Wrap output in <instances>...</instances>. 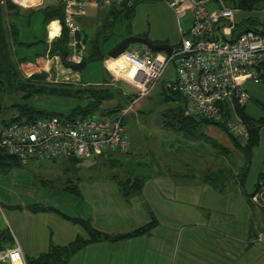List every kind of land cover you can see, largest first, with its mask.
<instances>
[{
  "label": "rangeland",
  "instance_id": "obj_1",
  "mask_svg": "<svg viewBox=\"0 0 264 264\" xmlns=\"http://www.w3.org/2000/svg\"><path fill=\"white\" fill-rule=\"evenodd\" d=\"M57 1L58 0H43V3L46 5H53L56 4ZM39 7L40 5L21 9L26 11ZM207 7L209 10H214L217 6L215 2H210L207 4ZM116 10L118 9L115 7L102 9L100 7L89 6L85 16L79 19V28L86 34L88 41H93L101 37L105 38L106 43L103 46L104 51H110L123 39L129 36H145L151 42L155 41L175 48L180 44L181 37L179 29L182 30L184 35L188 34L190 29V14L186 13L177 20L174 12L162 0H137L131 18L125 16V11L119 15L115 14V16L113 12ZM234 21L238 29L243 30L244 27H248L261 31L264 28V0H261L259 5L251 11L235 10ZM31 24V26L26 28L27 32L31 30L32 33L46 35L47 30L45 27L43 28L41 26L40 15L38 13L32 18ZM41 46L42 45L37 46V50H40ZM130 49L143 50L144 47L133 45L127 50ZM82 50L85 51L86 49L83 48ZM120 59L121 56L118 60L113 61L109 59L104 62L105 67L109 72L113 73V76L106 71L103 62L88 63L83 70L77 72L81 83L85 86L86 83L95 85L90 83L106 82L104 85L100 84L98 86L105 88L113 84L122 94L136 98V90L127 84L130 81L123 76L125 72H123L122 64L119 61ZM35 66L36 73L44 72V68L48 67L45 73L48 76L47 82L49 84L80 86L79 82L72 77L75 72L66 70L68 68L62 65L58 58L57 60L55 58H43L38 61ZM18 70L21 75L26 77V73L21 71L20 66ZM132 73L133 71L131 74ZM108 74L110 76H108ZM131 74H129V76H131ZM65 79H68V82H66ZM174 80L175 68L171 62L162 78L154 87L153 92L145 99L135 102L132 109L124 116L122 129L127 146L124 150L117 151L120 153L117 155V158L114 159V155L107 160H105L107 157H95L81 161L83 163L76 164L67 161H57L54 163L29 162L20 164L18 167H11L7 170L0 171V229H2V231L7 230L9 234L14 237L12 230L14 225L10 218V213L28 212V208L33 205L52 208L54 211L59 210V212H69V209L73 207L72 205L76 200L74 196L67 192L69 188L73 189L75 186L79 188L82 194L86 196L95 207L104 210L115 209L120 217L126 218L131 222L137 221L142 223L144 221L143 225L151 222L155 214L158 217L157 211L159 209L158 202L160 199H157V193L161 185H165L167 188L168 186L171 187L172 189H170L169 192L173 193V195H171L173 197L176 196L178 192H187V189L188 192H193V190H195L193 187L198 183L202 184L201 188L205 186V190H210L211 188L213 190L221 189L219 185L223 184L224 188L222 189L235 190L236 179L233 180L231 178L222 181L219 179V173L216 176L218 180H213V174L222 170L224 176L230 178V175H232V177L235 176L239 180L242 170L246 168L244 158L238 151L235 150L232 151V153L226 154L222 153V148L228 146L226 138L229 142L230 140L226 135L224 136L219 127L212 125L200 126L197 129L195 137L188 136L184 133L171 132L163 128L162 111L168 108L176 109L182 106V104L176 100L167 104L161 101L164 84L168 82L171 83ZM107 82L110 84H107ZM81 87H83V85H81ZM242 87L249 98L244 104L245 112L252 118L258 120L261 118L264 119V110L255 102L257 101L260 103L264 108V81L259 84L244 82ZM18 99H20V96L13 98L11 102H18ZM27 104L41 111L55 113L63 117L68 116L71 110L76 106L82 105L76 99L47 95L35 96L28 100ZM114 105L115 103L112 104V106ZM107 107H110V105L104 104L103 108ZM232 109H228L225 113V116H227L226 120L231 122V124L236 122L235 114ZM9 116L10 113L7 114L5 112L2 117L7 119ZM120 116H122V114H120ZM94 117L106 120L112 118L113 115ZM260 133L263 136L262 146L254 159L255 163H253L252 168H250L249 165V170L247 171L244 181V190L241 188L242 192L247 191L248 196L254 194V185L257 183L256 180L258 179L261 167H264V126ZM200 135L204 137H198ZM236 139L240 141V139ZM211 143L218 144L220 148L212 146ZM210 172L214 173L210 174ZM107 176H118L119 178L132 176L133 179L139 177L145 180L141 190L144 201L140 200L139 197L131 199L133 204V217L129 215V209L121 214L119 212V205L109 199L110 195H108V193L111 194L114 192L113 190H115L116 186H119L118 183H103V185L96 184L92 186L89 181L75 180L77 178L83 179L86 177ZM208 177L213 183H217V186L207 182L206 179ZM123 181L124 180H120L119 182L121 183ZM85 187L86 189H84ZM78 188L77 192H79ZM118 189L119 192L122 193L120 187H118ZM204 196V198H200V202L205 203V207L202 209L198 207L199 201L197 199H192L191 201V197L189 196V202L180 200L181 194H178L174 202L169 201L168 204L166 203L167 207L164 208L166 211L164 213H162V211L160 212L159 215L162 216L161 218L158 217V220L161 221V224L167 225L171 229H174V227L176 229L174 240L171 238L173 240V246L167 248L168 251H172L174 248L173 254L176 253L175 251L178 248L177 241L179 239L181 241L186 240L187 236L193 238L195 229L192 226L195 225V221L200 223L204 221L207 223L208 216L203 210L207 207L209 197H206L205 193ZM112 206L115 207L113 208ZM161 208L163 209V207ZM138 210H140V213ZM148 210H150V212ZM153 210L156 212H153ZM54 211L50 210L39 214H45L43 218L48 219H51V216H53L52 214L60 217L59 214H56ZM47 215H49V217H46ZM217 216L218 215H214V218ZM220 217L222 216H219V218ZM222 218H224V220L226 219V222L228 221L227 223L236 222V219L232 220L229 217ZM218 221L220 222L221 219H218ZM38 223L47 225L50 224L51 221L39 219ZM132 224L133 223H130V225ZM212 224L213 219H210V222L206 225ZM127 229L129 228H124L121 231Z\"/></svg>",
  "mask_w": 264,
  "mask_h": 264
},
{
  "label": "built area",
  "instance_id": "obj_2",
  "mask_svg": "<svg viewBox=\"0 0 264 264\" xmlns=\"http://www.w3.org/2000/svg\"><path fill=\"white\" fill-rule=\"evenodd\" d=\"M6 1L25 9L41 4V0ZM136 1L60 0L62 25L70 38L72 51L67 64H79L84 58L75 36L79 19L85 16L89 6L128 11L134 9ZM162 1L174 12L177 20L189 13L190 29L186 35L179 29L180 44L172 48L170 55L145 48L126 50L122 54L123 61L134 71L132 82L126 83L136 90L135 100L121 112L122 116L119 114L120 117L106 120L50 116L27 124L11 123L0 130V150L15 157L21 164L84 161L124 150L127 146L122 129L124 116L135 102L153 92L171 62L175 68V80L164 84L163 88L182 98L184 117L212 124L225 123L231 136L247 142L248 132L239 118L235 115L236 122L231 124L226 120L225 113L232 106L234 111L235 104L244 107L248 101L242 87L244 82L259 84L264 81V28L259 32L246 31L236 35L235 10L221 0ZM210 2L216 3V9H208ZM57 24L62 30L61 23L57 21ZM109 73L113 76L112 72ZM65 81L68 82V79ZM251 200L264 210V179L257 183ZM256 234L254 242L264 244V230ZM14 244L12 249L0 250V264H25L20 248L15 241Z\"/></svg>",
  "mask_w": 264,
  "mask_h": 264
},
{
  "label": "crops",
  "instance_id": "obj_3",
  "mask_svg": "<svg viewBox=\"0 0 264 264\" xmlns=\"http://www.w3.org/2000/svg\"><path fill=\"white\" fill-rule=\"evenodd\" d=\"M59 1L60 0H58L57 2ZM56 4H53V6ZM40 5L45 6L46 4H44L43 0H41ZM14 20L16 19L11 18L10 21L9 19L6 20L5 28H8V23ZM22 21L23 22L21 23V27L19 26L21 28V33L29 34L31 31L29 30L30 32H27L26 27H29L32 24L27 25V22L25 21L24 18H22ZM56 22L57 21H52L45 26L47 33L44 37H43L44 34L37 35L39 39L43 37L48 47L50 46L51 42L54 41L56 38H58L59 35L61 34L60 33L61 29L59 28V31L57 30ZM78 28H79V22H78ZM82 47L85 49V45L81 46V50L83 49ZM42 49L43 46H41L40 50H37V47H34L31 50H29V53L31 55L34 53H40ZM108 52L109 50L107 51V53ZM43 58H48V57H41L34 60L32 59L30 62L21 64L20 65L21 71L26 73V77L31 76L32 74L36 73L35 64L38 61L42 60ZM54 58L57 60V57H53V59ZM118 58L115 60H118ZM104 61L105 60H103V66H104ZM119 61L122 64L123 72H125V75L123 73V76L128 81L132 82L131 77L134 74V71L129 69L128 64H126L123 61L122 55ZM48 67L50 68L49 65ZM47 68L46 67L44 68V72H46ZM132 71L133 73L131 74ZM73 74L74 75L72 77L75 78V80H77L80 85H83L80 81L78 73L75 72ZM129 74H131V76H129ZM108 76L110 75L108 74ZM102 83L104 84V82L90 83V84H95L98 86ZM85 85H89V84L86 83ZM255 102L257 103L258 106H260L264 110V108L260 103H258L257 101ZM244 112H245V107H244ZM245 114L248 116L246 112ZM250 118L253 120H258L252 117ZM261 129L259 131V144L252 151L251 160H250L251 164H249L250 168H252L253 163H255L254 159L257 156L260 147L262 146L263 136L260 133ZM226 142L228 146L222 148V153L226 154L235 151L232 148L230 142L227 140V138H226ZM211 144L214 147H218V144H214V143ZM118 154L120 153L113 152L109 154L107 158H105V160L109 159L112 155H114V159H115L117 158ZM63 162H66V160H63ZM67 162L73 163L69 160H67ZM78 163H83V162L80 161ZM222 172L223 170L217 171V173L213 174L214 175L213 180L214 181L218 180V177L216 176L219 173H220L219 179H221L222 181L231 178L233 180L236 179L237 182H236L235 190L222 189L224 188V184L219 185V188L221 189L213 190L211 188L212 190L211 189L205 190L206 187L203 186L204 188H201L202 184L198 183L195 187H193L195 188L193 192H188L187 189V192L184 193L178 192L176 193V196L173 197L171 196L173 195V193L169 192V190L172 189L171 187L168 186L167 188V186L165 185H161L159 187V191L157 193L158 195L157 199L160 200L158 202L159 209L157 211V214L158 217L160 218L162 216L159 215L160 212L162 211V213H164L166 211L164 208L167 207L168 202L169 201L174 202V199L177 198L178 194H181V198H179L180 200H186L189 202L188 199L189 196L191 197L190 198L191 201L192 199L193 200L197 199L199 201L198 207H200V209L205 207L204 205L205 203H201L200 198L205 197L204 193L206 194V197H209V201L207 202V207H206L207 209L205 208L203 211L204 213L206 212L205 214L208 216L207 223L210 222V219H213V224L206 225L207 223H205L204 221L203 223L195 221V225L192 226L195 229L193 238L187 236L186 240L181 241L179 239L177 241L178 248L176 249L175 254H173L174 248L172 251H168L167 248L173 246L174 234L176 232L175 231L176 229L175 227L174 229H171L167 225H162L161 221L158 220V217L155 214V217L153 216L152 218H154V221L156 222V226L149 234L144 236L129 238L122 241H115V242L102 241V242L90 244L80 252L73 255L68 260L67 264H264V244H258L254 242V239L257 235L256 233L258 231L264 230V210L257 204L253 203V201L251 200L254 194L248 196L247 191L245 192L241 191V188L244 190V186L240 187L239 180L235 176L232 177V175H230L229 178L224 176ZM212 173L214 172H210V174ZM262 173H264V167L263 168L261 167V171L259 175ZM127 179H133V177L132 176H125V178H119L118 176L86 177L83 179L77 178L75 180L86 181V182L89 181L92 186H95L96 184L103 185V183L117 184L120 183L119 182L120 180H127ZM70 182L72 183L71 180ZM254 186H256V184ZM86 187L84 189H86ZM118 187L119 186H116L115 190H113L114 192H112L111 194L108 193V195H110L109 199L112 200L115 204L119 205L120 208L119 212L121 214L126 212L127 209H129V215L133 217L134 216L132 214L133 204L131 199L139 197L140 200H143V196H142L143 194L141 191L142 189L139 192L132 194L129 198H123L121 196V193L119 192ZM77 188L78 187L75 186L76 193L69 191L67 192L72 196H74V199L76 200V202L72 205L73 207L69 209V212L67 211L59 212V210L56 211L73 219L87 221L91 224V226L94 229L109 236L124 235L148 224L145 223L143 225L144 221L142 223H139L137 221L131 222L126 218H122L118 215L115 209L104 210L95 207V205H93L88 200V198L82 194L79 188H78L79 192H77ZM112 207L114 208L115 206ZM161 207H163V209ZM148 211L150 212V210ZM138 212L140 213V210H138ZM153 212L156 211L153 210ZM52 215L53 216H51V219H48V218H43L45 214H39V213L30 214L29 211L22 213L21 212L10 213L11 216L10 218L14 225V228L12 225L13 236H14L12 237L13 243L15 241V243L20 248L24 261L26 258L36 257L42 253H45L50 244L56 246H65L73 242L77 236H82L83 238H87V235L79 226L74 225L67 220H63L61 217H58L55 214ZM214 215H218V216L214 218ZM219 216L225 218L229 217L232 220L236 219V222L227 223L228 221L226 222V219L224 220V218L222 217L219 218ZM46 217H49V215H47ZM39 219L41 220L43 219L44 221H51L50 224L52 225L40 224L38 223ZM218 219H221V221L219 222ZM130 223L133 224L130 225ZM124 228H129V229L121 231ZM0 232H2V229H0ZM171 238H173V240ZM12 248H6V249H12Z\"/></svg>",
  "mask_w": 264,
  "mask_h": 264
},
{
  "label": "trees",
  "instance_id": "obj_4",
  "mask_svg": "<svg viewBox=\"0 0 264 264\" xmlns=\"http://www.w3.org/2000/svg\"><path fill=\"white\" fill-rule=\"evenodd\" d=\"M221 1L230 8L240 11H251L255 9L261 2V0ZM123 11L124 10L118 9L113 12V14L119 15ZM132 11L133 9L125 11V16L131 18ZM36 13L40 15L41 26L43 28L52 21H59L61 25L63 24V9L58 3L54 6L40 5V7L37 9H28L24 11L9 1L0 0V130L11 123L18 122L27 124L50 116H57L65 119L103 115H113V117L119 116L123 110L127 109L132 104V102L135 100V97L122 94L119 89L115 88L109 82H107V84H110L109 87L105 88L97 85L84 86V84L83 87H81V85L76 87L70 84H49L47 82L48 76L45 72L34 73L29 77H24L20 74L18 68L21 64H25L30 62L32 59L34 60L41 57H57L61 63L67 67V58L72 53L69 47L70 38L63 25L61 34L58 38L51 42L49 47L43 39L45 35L39 39L37 37L38 34L36 33H21L20 27L21 23L23 22L22 18L25 19L27 25H31L32 18L36 16ZM11 18H14L17 20V22H19L17 23L16 20H14L8 23V28H5L6 20L9 19L10 21ZM56 25L57 30L59 31L57 22ZM246 31L259 32L248 27H244V29L241 30L236 26L234 33H237L236 35H240ZM87 38L88 37L85 33H83V30L78 28L75 36L77 47L81 49V46L85 45L86 49L84 51V58L81 62H84L86 65L92 62H103L107 55V51H104L103 47L106 43L105 38L101 37L93 41H88ZM142 38L148 40L145 36ZM153 43L161 44L157 42ZM39 45L43 46V49L40 53H34L32 55L29 54V50ZM105 83L106 82H104V84ZM39 95L54 96L59 98H72L78 100L82 105L76 106L73 110H71L68 116L63 117L55 113L41 111L27 104L28 100ZM18 96H20L18 102H11L13 98H17ZM175 100L180 102L182 106H179L176 109L168 108L162 111L161 117L163 128L195 137L197 129L200 126L212 125L219 127L229 138L232 148L242 154L244 158L246 168L240 174L241 178L239 179V185L240 187H243L250 164L252 151L259 144V131L264 124V120L251 119L245 114L244 107H240L238 104H235L234 113L248 132L247 142H242L231 136L225 126V123L212 124L203 121L202 119L184 117V102L182 98L178 94L167 91L163 88L161 101L167 104ZM113 103H115L114 106H112ZM104 104L110 105V107L103 108ZM5 112L7 114L10 113V116L7 119L2 117ZM202 136L203 135H200L198 137ZM69 161L73 163L80 162L77 160ZM20 164L21 163L15 157H12L0 150V171L7 170L11 167H18ZM263 179L264 173L258 176L257 183ZM206 181L213 183L209 177L206 179ZM144 182V179L136 177L134 179H127L121 183H118L120 191L122 192V197L129 198L132 194L139 192L142 189ZM257 183L255 190L257 188ZM213 185L217 186V183H213ZM69 191L76 193L75 188H69ZM28 209L29 212L34 214L50 210L54 211L52 208H46L39 205H33ZM54 212L59 214L63 220H67L70 223L79 226L85 232L87 238L77 236L73 242L65 246H56L50 244L45 253H42L36 257L26 258L25 264H67L68 260L73 255L80 252L90 244L102 241H122L129 238L144 236L149 234L156 226V222L152 218L151 222L130 233L109 236L94 229L87 221L70 218L56 210ZM13 245V238L9 232L7 230L0 232V250L12 248Z\"/></svg>",
  "mask_w": 264,
  "mask_h": 264
},
{
  "label": "water",
  "instance_id": "obj_5",
  "mask_svg": "<svg viewBox=\"0 0 264 264\" xmlns=\"http://www.w3.org/2000/svg\"><path fill=\"white\" fill-rule=\"evenodd\" d=\"M140 45L145 49L154 53H164L165 55H170L172 52V47L167 44H154L139 36H129L123 39L116 47L111 49L104 60L115 59L121 56L130 46ZM85 63L81 62L75 65H68L67 68L74 72H80L85 68Z\"/></svg>",
  "mask_w": 264,
  "mask_h": 264
},
{
  "label": "bare ground",
  "instance_id": "obj_6",
  "mask_svg": "<svg viewBox=\"0 0 264 264\" xmlns=\"http://www.w3.org/2000/svg\"><path fill=\"white\" fill-rule=\"evenodd\" d=\"M120 57V56H119ZM118 58V57H117ZM117 58H115V59H117ZM111 59V58H110ZM115 59H111V60H115ZM109 60V59H108Z\"/></svg>",
  "mask_w": 264,
  "mask_h": 264
},
{
  "label": "clouds",
  "instance_id": "obj_7",
  "mask_svg": "<svg viewBox=\"0 0 264 264\" xmlns=\"http://www.w3.org/2000/svg\"><path fill=\"white\" fill-rule=\"evenodd\" d=\"M16 259H19V257H17Z\"/></svg>",
  "mask_w": 264,
  "mask_h": 264
}]
</instances>
